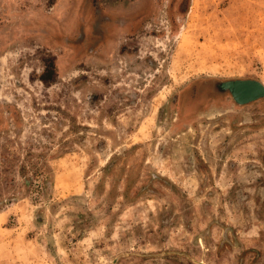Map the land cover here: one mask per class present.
I'll return each instance as SVG.
<instances>
[{
    "label": "rangeland",
    "instance_id": "1",
    "mask_svg": "<svg viewBox=\"0 0 264 264\" xmlns=\"http://www.w3.org/2000/svg\"><path fill=\"white\" fill-rule=\"evenodd\" d=\"M231 79L264 85V0H0V264H264Z\"/></svg>",
    "mask_w": 264,
    "mask_h": 264
},
{
    "label": "water",
    "instance_id": "2",
    "mask_svg": "<svg viewBox=\"0 0 264 264\" xmlns=\"http://www.w3.org/2000/svg\"><path fill=\"white\" fill-rule=\"evenodd\" d=\"M222 89H227L233 100L243 104L264 96V85L256 79H231L220 83Z\"/></svg>",
    "mask_w": 264,
    "mask_h": 264
},
{
    "label": "flooded vegetation",
    "instance_id": "3",
    "mask_svg": "<svg viewBox=\"0 0 264 264\" xmlns=\"http://www.w3.org/2000/svg\"><path fill=\"white\" fill-rule=\"evenodd\" d=\"M217 90L218 91H220V92H222V91H226L227 92V95L232 99V101H233V103H236L234 100H233V98H232V96H231V94H230V92L227 90V89H222L221 87H220V83H218L217 84ZM196 92H197V90L195 89V94H196ZM197 98H199V97H193V98H188V101H195V99H197ZM259 99H264V96H261V97H259V98H257V100H259ZM254 101H256V100H254ZM254 101H249V102H246V103H243L242 105H248V104H250V103H253ZM198 264H205L204 262H202V261H200V262H198Z\"/></svg>",
    "mask_w": 264,
    "mask_h": 264
},
{
    "label": "trees",
    "instance_id": "4",
    "mask_svg": "<svg viewBox=\"0 0 264 264\" xmlns=\"http://www.w3.org/2000/svg\"><path fill=\"white\" fill-rule=\"evenodd\" d=\"M47 76H48V75L44 73V74L40 77L41 81L44 82V83L47 82V81L49 80V79H48L49 77H47Z\"/></svg>",
    "mask_w": 264,
    "mask_h": 264
}]
</instances>
